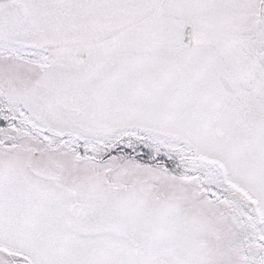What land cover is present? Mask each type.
<instances>
[{
  "label": "snow or ice",
  "instance_id": "6c2138e0",
  "mask_svg": "<svg viewBox=\"0 0 264 264\" xmlns=\"http://www.w3.org/2000/svg\"><path fill=\"white\" fill-rule=\"evenodd\" d=\"M0 264H264V0H0Z\"/></svg>",
  "mask_w": 264,
  "mask_h": 264
}]
</instances>
